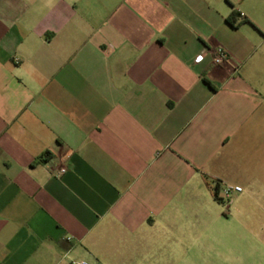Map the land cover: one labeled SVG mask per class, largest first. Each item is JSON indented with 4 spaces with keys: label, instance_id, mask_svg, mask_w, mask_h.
<instances>
[{
    "label": "crops",
    "instance_id": "0c3cea01",
    "mask_svg": "<svg viewBox=\"0 0 264 264\" xmlns=\"http://www.w3.org/2000/svg\"><path fill=\"white\" fill-rule=\"evenodd\" d=\"M240 232L264 259V0H0V264H249Z\"/></svg>",
    "mask_w": 264,
    "mask_h": 264
},
{
    "label": "built area",
    "instance_id": "2783aa9c",
    "mask_svg": "<svg viewBox=\"0 0 264 264\" xmlns=\"http://www.w3.org/2000/svg\"><path fill=\"white\" fill-rule=\"evenodd\" d=\"M211 54H212V61L214 65H223V64H231L230 62V58L228 53L222 48V47H217L213 50H211ZM204 57V54H200L197 56V61H201ZM234 70L237 72L238 71V67H234ZM70 154H65L63 157V162L66 163L69 158H70ZM68 168L67 166L64 164L62 166H60V168L58 169L56 176L57 177H62L66 172H67ZM241 191V187L238 186H225V188L223 189V193H224V197L221 198L222 202H228L232 193L233 192H239ZM72 264H91L89 261L87 260H76L73 261Z\"/></svg>",
    "mask_w": 264,
    "mask_h": 264
},
{
    "label": "rangeland",
    "instance_id": "374dc122",
    "mask_svg": "<svg viewBox=\"0 0 264 264\" xmlns=\"http://www.w3.org/2000/svg\"><path fill=\"white\" fill-rule=\"evenodd\" d=\"M224 206L227 205V202H222ZM234 235V234H233ZM257 235V234H256ZM256 235L247 236L244 233L240 232L237 234V237L233 236L238 242L246 243L248 248H250L249 254V264H264V259L259 253V243L258 237Z\"/></svg>",
    "mask_w": 264,
    "mask_h": 264
},
{
    "label": "trees",
    "instance_id": "16d2710c",
    "mask_svg": "<svg viewBox=\"0 0 264 264\" xmlns=\"http://www.w3.org/2000/svg\"><path fill=\"white\" fill-rule=\"evenodd\" d=\"M240 12H238V11H235V10H233L232 12H231V14L226 18V22L229 24V25H231L232 27H236L237 25H239V23H238V17H240ZM244 21H247V22H250L248 19H244ZM207 83L209 84V82L207 81ZM214 196H215V198H216V200H218L219 202H221L222 203V200H221V198L219 197V185L217 184V186H216V189H215V191H214Z\"/></svg>",
    "mask_w": 264,
    "mask_h": 264
}]
</instances>
